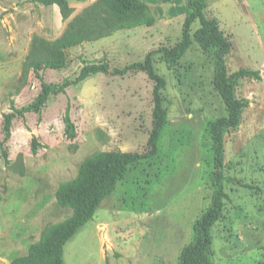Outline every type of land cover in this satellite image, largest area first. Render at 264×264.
<instances>
[{"label": "rangeland", "instance_id": "obj_1", "mask_svg": "<svg viewBox=\"0 0 264 264\" xmlns=\"http://www.w3.org/2000/svg\"><path fill=\"white\" fill-rule=\"evenodd\" d=\"M58 4L0 0V142L6 116L32 104L44 85L75 80L86 65L123 70L149 53L174 48L190 11L185 0H142L128 12L110 0ZM207 17L232 45L230 74L249 101L240 127L226 137L227 199L212 228L214 264H264V0H206ZM75 8V9H74ZM191 28L192 44L175 66L153 58L165 79L168 124L157 155L130 168L93 220L65 246V264H181L194 225L210 206L212 123L225 115L214 86V58ZM155 84L137 68L100 73L54 96L41 114L14 121L0 147V264L46 246L77 216L59 203V188L106 152L144 153L153 129ZM76 136L66 134L68 107Z\"/></svg>", "mask_w": 264, "mask_h": 264}, {"label": "trees", "instance_id": "obj_2", "mask_svg": "<svg viewBox=\"0 0 264 264\" xmlns=\"http://www.w3.org/2000/svg\"><path fill=\"white\" fill-rule=\"evenodd\" d=\"M45 5L58 4L64 18H69L73 8L68 0H33ZM190 11L185 19L182 40L171 49L163 48L149 53L144 63H137L123 70H110L107 65H86L79 76L73 81L62 84L44 85L41 94L28 107L6 116L4 123L5 139L0 147L5 146L12 136L14 121L18 116L26 113L41 114L54 96L61 95L68 88L77 86L93 75L100 73L123 75L131 69L137 68L146 72L154 82L153 129L150 134L147 151L140 153L106 152L88 160L77 179L63 184L57 194V200L66 207L79 209L77 216L57 233L44 247H32L28 257L19 258L11 264H65L64 248L66 244L90 221L93 220L103 203L109 199L118 186L125 180L130 168L146 159L157 155L159 141L168 124V113L163 106L162 93L167 87L165 79L160 77L153 64L155 56H162L170 66H175L186 54L192 44L191 28L196 22L202 28L196 33L195 39L201 48L214 58L215 75L214 86L225 105V115L216 119L209 131L213 143L214 171L209 187L212 192L210 206L202 213L194 225V241L186 247L181 256V264H214L212 228L222 219L225 200L227 199L226 186L230 179L226 175V137L236 131L241 123L249 101L237 95V86L240 80L252 73L242 70L230 74L227 67V56L231 53L232 45L219 29L218 23L207 17L208 4L206 0H185ZM109 6L123 7L129 14L134 8H145L142 0H110ZM66 134L73 139L76 136V126L71 118L69 106L64 118Z\"/></svg>", "mask_w": 264, "mask_h": 264}, {"label": "crops", "instance_id": "obj_3", "mask_svg": "<svg viewBox=\"0 0 264 264\" xmlns=\"http://www.w3.org/2000/svg\"><path fill=\"white\" fill-rule=\"evenodd\" d=\"M70 6H71V4H70ZM72 7V6H71ZM73 8V7H72ZM75 9V8H74Z\"/></svg>", "mask_w": 264, "mask_h": 264}]
</instances>
